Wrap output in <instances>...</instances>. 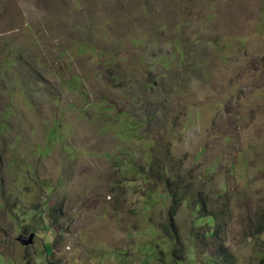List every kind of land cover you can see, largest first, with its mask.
<instances>
[{
    "label": "rangeland",
    "instance_id": "obj_1",
    "mask_svg": "<svg viewBox=\"0 0 264 264\" xmlns=\"http://www.w3.org/2000/svg\"><path fill=\"white\" fill-rule=\"evenodd\" d=\"M51 263L264 264V0H0V264Z\"/></svg>",
    "mask_w": 264,
    "mask_h": 264
},
{
    "label": "water",
    "instance_id": "obj_2",
    "mask_svg": "<svg viewBox=\"0 0 264 264\" xmlns=\"http://www.w3.org/2000/svg\"><path fill=\"white\" fill-rule=\"evenodd\" d=\"M36 234H32L31 236H22L20 237L19 241L20 243L25 246V247H29L35 244L36 242Z\"/></svg>",
    "mask_w": 264,
    "mask_h": 264
},
{
    "label": "trees",
    "instance_id": "obj_3",
    "mask_svg": "<svg viewBox=\"0 0 264 264\" xmlns=\"http://www.w3.org/2000/svg\"><path fill=\"white\" fill-rule=\"evenodd\" d=\"M174 198H175V200H177L178 198L177 197H175L174 196ZM51 264H62V263H51Z\"/></svg>",
    "mask_w": 264,
    "mask_h": 264
}]
</instances>
